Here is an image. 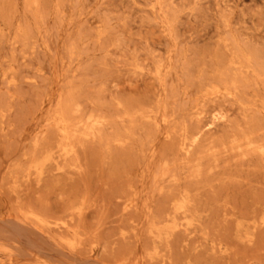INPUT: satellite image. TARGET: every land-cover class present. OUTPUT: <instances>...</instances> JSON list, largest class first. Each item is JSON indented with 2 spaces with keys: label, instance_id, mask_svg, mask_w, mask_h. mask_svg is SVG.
Masks as SVG:
<instances>
[{
  "label": "rangeland",
  "instance_id": "1",
  "mask_svg": "<svg viewBox=\"0 0 264 264\" xmlns=\"http://www.w3.org/2000/svg\"><path fill=\"white\" fill-rule=\"evenodd\" d=\"M0 264H264V0H0Z\"/></svg>",
  "mask_w": 264,
  "mask_h": 264
}]
</instances>
